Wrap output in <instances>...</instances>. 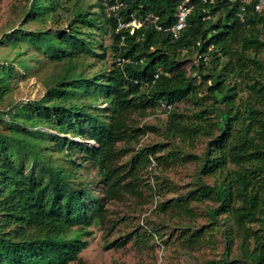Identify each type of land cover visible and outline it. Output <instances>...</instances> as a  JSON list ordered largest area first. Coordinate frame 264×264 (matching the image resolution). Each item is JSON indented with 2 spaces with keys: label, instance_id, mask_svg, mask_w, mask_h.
Here are the masks:
<instances>
[{
  "label": "trees",
  "instance_id": "trees-1",
  "mask_svg": "<svg viewBox=\"0 0 264 264\" xmlns=\"http://www.w3.org/2000/svg\"><path fill=\"white\" fill-rule=\"evenodd\" d=\"M98 1L94 11L85 9L87 0H25L19 28L0 37V49L12 52L0 58V104L33 61L59 67L41 99L0 111V264H80L84 238L104 225L111 202L148 204L154 187L141 177L152 161L166 169L198 165L192 188L156 206L188 221L179 235L187 247L215 244L194 228L202 216L210 232L225 226L227 256L235 234L241 239L239 258L211 264H264L262 0H191L177 39L169 29L180 0H117L123 22L156 19L134 32L119 30ZM108 51L110 69L87 75ZM92 95L108 103L93 105L86 99ZM183 102L188 107L180 111ZM157 110L167 116L163 128L141 125ZM147 134L162 140L138 148ZM203 142L202 153H193ZM201 204L208 205L199 214ZM151 237L135 231L118 246Z\"/></svg>",
  "mask_w": 264,
  "mask_h": 264
},
{
  "label": "rangeland",
  "instance_id": "rangeland-1",
  "mask_svg": "<svg viewBox=\"0 0 264 264\" xmlns=\"http://www.w3.org/2000/svg\"><path fill=\"white\" fill-rule=\"evenodd\" d=\"M25 0H0V37L4 32H10L11 29H17L21 25V10L24 9ZM85 9L99 11L98 0H87ZM33 30L36 27H29ZM105 47L109 45V37L103 38ZM12 57V52L7 48L0 49L1 57ZM114 62L110 51L106 54L105 60H93L91 66L87 68L86 74L92 75L108 71ZM33 68L25 78L17 77L13 80L12 92L6 97L4 103L0 104V111H6L15 104L35 101L41 99L49 86V83L59 70L58 64H54L48 58H41L39 61H33ZM19 75L23 74L15 65ZM87 101L93 105L104 108L108 103L103 97L96 102L95 95L88 96ZM187 103L183 102L178 105L179 110H187ZM167 116L162 111H150L149 114L140 123L141 125H152L163 128ZM163 129H160L162 132ZM162 138L157 134H147L138 148L161 141ZM205 142L193 150V153L201 154ZM126 150V148H125ZM126 155L123 161L129 159ZM155 167V168H153ZM196 163L176 164L168 167H158L154 161L148 168L147 173L142 174L141 180L150 183L154 187L153 192L147 193L150 197L147 199L148 204H140V200L127 199L124 202H111L108 206V214L104 225L93 227V236L84 238L88 241V247L82 252L80 264H211L228 257L229 261L240 257L241 239L235 234L231 246L230 255L227 256V242L225 236V226L221 225L220 232H210V221L207 218L200 217L195 222L194 228L205 231L207 236L214 237L215 244L212 247L190 248L184 243L180 233L187 231L189 223L184 219L173 218L171 214L161 215L157 212L156 206L164 200L178 197L192 188L197 178ZM89 176L93 179L95 174L90 172ZM212 183V179L206 180ZM164 189L163 195L170 190V194L164 197L157 195L158 189ZM208 204L195 206L198 213ZM194 207V206H193ZM222 223V222H221ZM141 229V230H139ZM154 230H157L155 232ZM139 231V233H148L152 235L149 242L138 246L132 240L124 246V238L130 233ZM189 234V233H188ZM117 242V246L111 247Z\"/></svg>",
  "mask_w": 264,
  "mask_h": 264
},
{
  "label": "built area",
  "instance_id": "built-area-1",
  "mask_svg": "<svg viewBox=\"0 0 264 264\" xmlns=\"http://www.w3.org/2000/svg\"><path fill=\"white\" fill-rule=\"evenodd\" d=\"M101 1L103 2L104 5L108 7V10L111 13H114L115 17H117L119 30L130 29L132 32H134L135 29H139L142 26L156 23V19L152 15H148L143 21L132 16V19L129 22L127 23L123 22L121 20V17H118V12L120 8L122 7V4H120L117 0H115V2L112 3L111 5H109V2L112 0H101ZM259 7L260 8L264 7V0L261 1V4ZM192 9H193V6H192L191 0H180L179 5L176 10V14H175V23L169 29V31L173 35V38L177 39L180 33L187 27L188 15L190 14ZM156 28L160 31L162 30L158 26H156ZM162 109L163 111H169L170 108L167 107L165 104H162Z\"/></svg>",
  "mask_w": 264,
  "mask_h": 264
}]
</instances>
